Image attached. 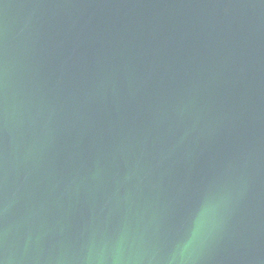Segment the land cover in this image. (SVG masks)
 Wrapping results in <instances>:
<instances>
[{
	"label": "water",
	"instance_id": "1",
	"mask_svg": "<svg viewBox=\"0 0 264 264\" xmlns=\"http://www.w3.org/2000/svg\"><path fill=\"white\" fill-rule=\"evenodd\" d=\"M0 264H264V0H0Z\"/></svg>",
	"mask_w": 264,
	"mask_h": 264
}]
</instances>
